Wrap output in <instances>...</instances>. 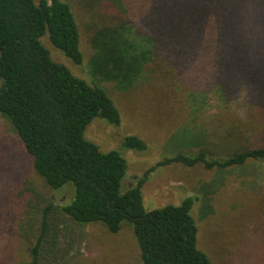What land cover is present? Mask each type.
Here are the masks:
<instances>
[{"label": "trees", "instance_id": "obj_1", "mask_svg": "<svg viewBox=\"0 0 264 264\" xmlns=\"http://www.w3.org/2000/svg\"><path fill=\"white\" fill-rule=\"evenodd\" d=\"M103 1L114 14L103 28L93 23V76L126 91L157 55L181 78L208 81L228 101L243 93L247 103L264 111V0ZM134 23L148 28L151 38L142 42L151 47L154 43L153 49L134 43L136 34L141 36ZM45 35L73 65L82 64L79 28L67 3L0 0V118L9 124L32 170L50 191L70 196L62 206L54 197L37 198L35 203L21 200L23 191L8 193L10 186L0 185V264L6 255L13 258L18 248L27 250L29 264H39L49 253L47 236L55 218L100 224L112 235L130 229L140 264H211L197 247L191 215L194 198L146 210L143 186L157 167L200 165L220 173L264 160V142L237 147L224 158L204 150L193 155L177 152L127 184V161L120 151L103 152L85 137L96 118L119 126L118 109L104 88L72 75L53 60L40 41ZM230 132L228 137L237 139L234 135L239 133L234 128ZM122 147L147 149L137 136L124 137ZM67 184L73 189L63 188ZM245 248V264H264L258 246L251 243Z\"/></svg>", "mask_w": 264, "mask_h": 264}, {"label": "rangeland", "instance_id": "obj_2", "mask_svg": "<svg viewBox=\"0 0 264 264\" xmlns=\"http://www.w3.org/2000/svg\"><path fill=\"white\" fill-rule=\"evenodd\" d=\"M61 1L70 6L78 24L82 64L73 65L50 44L46 35L40 41L53 60L64 64L72 75L90 84L96 82L114 102L120 115L119 126L96 118L88 125L85 137L103 152L120 151L127 161V184L177 152L193 155L204 150L215 158H224L234 154L237 147L264 142V111L247 103L243 93L236 101H228L215 85L181 78L157 55L144 67L138 82L126 91L118 90L112 81L93 76V23L105 27L114 10L103 0ZM97 20L100 22L96 23ZM134 26L141 34H136L134 43L140 49L151 47L142 42V38H151L148 28L141 23ZM154 46L153 43L151 48ZM233 128L239 133L234 135L237 139L228 137ZM126 136L139 137L147 145L146 151L123 148ZM0 185L10 186L8 193L23 191L21 200L27 198L35 203L37 198L54 197L62 206L70 199L66 191L53 194L32 170L29 156L1 118ZM67 186L73 189L71 184L63 188ZM186 197L194 198L191 215L197 227V247L211 264H245V247L251 243L264 252V160L248 161L244 167L220 173L200 165L157 167L143 186L146 210L177 205ZM50 228L49 253L41 257L39 264H140L130 229L112 235L100 224L78 225L66 218H55ZM14 261L29 264L27 250L18 248L13 258H3V264Z\"/></svg>", "mask_w": 264, "mask_h": 264}]
</instances>
